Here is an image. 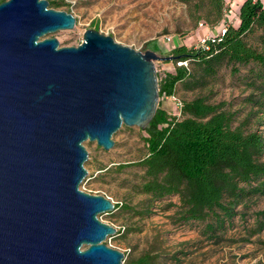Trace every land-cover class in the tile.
I'll return each instance as SVG.
<instances>
[{
	"label": "water",
	"instance_id": "water-1",
	"mask_svg": "<svg viewBox=\"0 0 264 264\" xmlns=\"http://www.w3.org/2000/svg\"><path fill=\"white\" fill-rule=\"evenodd\" d=\"M48 0L0 2V264H123L98 215L114 203L79 188L84 142L105 150L122 126L145 128L159 102L152 50L84 30L77 46L46 35L72 29Z\"/></svg>",
	"mask_w": 264,
	"mask_h": 264
},
{
	"label": "rangeland",
	"instance_id": "rangeland-1",
	"mask_svg": "<svg viewBox=\"0 0 264 264\" xmlns=\"http://www.w3.org/2000/svg\"><path fill=\"white\" fill-rule=\"evenodd\" d=\"M56 1L58 6H49L69 12L76 19L72 29L46 35L55 37L59 46H77L84 30L95 29L135 50H152L160 57H169L178 45L191 47L203 37L219 33L223 26H236L244 0H224V20L214 26L203 22L207 17L213 19L214 14L208 13L207 2L202 0ZM154 46L157 50H153ZM186 65L192 68L194 76L186 84L178 83L176 99L159 96L158 107L178 115L177 100L202 96L210 103L225 102V108L235 113L233 126L256 131L264 137V102L259 101V90L252 84L251 65L232 70L231 65L224 64L216 75L206 78L198 69ZM155 66L159 78L165 72H173L176 63L160 59ZM145 135L143 128L122 125L113 134L114 145L108 150L95 141L84 142L88 152L85 168L89 170L79 188L119 204L112 211L100 213L98 218L116 228V233L103 242L124 254L123 264L145 253L159 256L157 264H264V228L256 231L255 227V213L264 208V196L250 202L240 216L213 238L201 234L202 227L196 222H174L178 196L154 202L149 216L134 212L148 200L136 189L143 170L119 165L137 161L146 154ZM261 159L264 160V153Z\"/></svg>",
	"mask_w": 264,
	"mask_h": 264
},
{
	"label": "trees",
	"instance_id": "trees-1",
	"mask_svg": "<svg viewBox=\"0 0 264 264\" xmlns=\"http://www.w3.org/2000/svg\"><path fill=\"white\" fill-rule=\"evenodd\" d=\"M202 1L207 2L208 13L214 14L204 23L214 26L224 20V0ZM49 5L58 6L59 2L50 0ZM238 18L236 26H226L225 32L210 38L206 46L181 44L173 48L170 56L176 66L173 72L159 77V96H175L178 83L186 84L194 76L186 63L198 69L203 78L213 77L224 64L231 65L232 70L251 65L252 84L259 90V101L264 102V4L261 0H244ZM180 102L178 115L157 108L143 128L146 154L119 167L138 166L143 170L136 189L148 200L134 211L137 215L149 216L154 202L178 196L174 222H196L202 227L201 234L217 237L243 213V208L264 196V137L233 126L235 113L225 108V102L210 103L202 96ZM118 206L115 203L114 209ZM255 216L256 231H261L264 208ZM158 258L145 253L128 264H157Z\"/></svg>",
	"mask_w": 264,
	"mask_h": 264
},
{
	"label": "built area",
	"instance_id": "built-area-1",
	"mask_svg": "<svg viewBox=\"0 0 264 264\" xmlns=\"http://www.w3.org/2000/svg\"><path fill=\"white\" fill-rule=\"evenodd\" d=\"M225 30H226V26H223V27L221 28V30H220L219 33H224ZM219 33H217V34H219ZM217 34H215V35H217ZM215 35H212L211 37H203L197 45L206 46L207 41H208L210 38H212L213 36H215ZM168 39H169V38H168ZM182 63H185V62H178V64H182ZM171 98L176 99L175 96H172ZM177 105H178V107H179V109H180L181 102H180L179 100H177Z\"/></svg>",
	"mask_w": 264,
	"mask_h": 264
},
{
	"label": "bare ground",
	"instance_id": "bare-ground-1",
	"mask_svg": "<svg viewBox=\"0 0 264 264\" xmlns=\"http://www.w3.org/2000/svg\"><path fill=\"white\" fill-rule=\"evenodd\" d=\"M200 32H202V31H200ZM201 34V33H200Z\"/></svg>",
	"mask_w": 264,
	"mask_h": 264
}]
</instances>
